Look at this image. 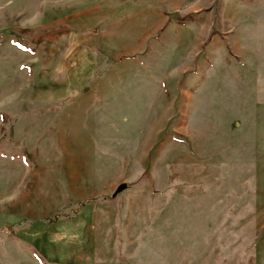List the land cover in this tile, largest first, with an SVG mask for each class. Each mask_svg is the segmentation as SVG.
Instances as JSON below:
<instances>
[{"label":"rangeland","instance_id":"1","mask_svg":"<svg viewBox=\"0 0 264 264\" xmlns=\"http://www.w3.org/2000/svg\"><path fill=\"white\" fill-rule=\"evenodd\" d=\"M0 264H264V0H0Z\"/></svg>","mask_w":264,"mask_h":264}]
</instances>
